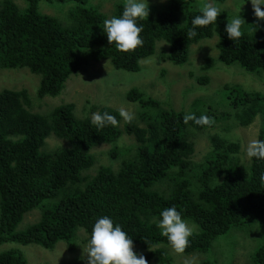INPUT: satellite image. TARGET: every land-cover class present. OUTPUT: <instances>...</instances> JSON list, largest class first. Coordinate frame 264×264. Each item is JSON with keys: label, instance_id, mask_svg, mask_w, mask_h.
Segmentation results:
<instances>
[{"label": "trees", "instance_id": "trees-1", "mask_svg": "<svg viewBox=\"0 0 264 264\" xmlns=\"http://www.w3.org/2000/svg\"><path fill=\"white\" fill-rule=\"evenodd\" d=\"M20 2L0 1V70H28L40 77V99L61 95L69 78L92 62L108 61L118 71L138 73L161 42L167 45L164 59L182 66L189 62L194 44L217 38L218 59L208 57L204 70L216 63L238 64L264 77V20L255 14L246 19L241 15L246 23L236 41L224 29L237 14L225 10L216 22L197 27V35L189 36L192 19L210 0H170L150 9L148 18L140 21L143 45L127 53L108 43L103 22L109 15L92 0ZM41 2L57 14L41 12ZM124 3L115 5L109 17L120 16ZM201 80L209 83L208 78ZM222 93L220 104L200 101L188 112L133 87L126 99L136 105L138 115L125 120L120 110L109 106H92L85 116L75 114L73 103L35 112L27 89H2L0 246L37 245L53 251L64 242L74 252L79 234L84 232L89 240L96 219L109 216L133 239V246L145 250L148 263L172 264L170 244L157 225L160 212L173 206L200 228L184 250L187 255L208 252L233 228L264 230V160L246 162L241 142L219 132L210 137L208 153L196 160L200 131L224 125L229 133V124L247 128L259 117L263 126L258 140H264V92L226 84ZM105 112L117 123L100 127L92 122L94 113ZM186 114L207 115L212 122L186 124ZM52 135L67 145L47 150ZM124 135L134 137L135 149L117 148ZM104 144L115 146L110 159L121 158L118 168L96 167L93 150ZM35 211H40L39 220L19 230ZM254 260L264 264V245L256 249ZM0 264H27V259L20 249H9L0 252Z\"/></svg>", "mask_w": 264, "mask_h": 264}, {"label": "rangeland", "instance_id": "rangeland-1", "mask_svg": "<svg viewBox=\"0 0 264 264\" xmlns=\"http://www.w3.org/2000/svg\"><path fill=\"white\" fill-rule=\"evenodd\" d=\"M169 1L148 0L149 9L162 8ZM15 2L22 4L20 0H15ZM122 2L125 0H92V3L98 5L102 12L109 16L113 13L115 5ZM209 3L220 7L221 11L225 10L237 15L245 13L244 19L255 14L251 1L227 0L222 4L210 0ZM48 5L50 4L41 2V12L57 14ZM109 16L108 19L111 18ZM217 42L218 39L214 38L194 44L191 48L189 62L182 66L174 65L164 59L163 52L167 45L162 42L158 44L154 56L141 62L142 70L138 73L118 71L108 61L92 62L82 72L72 75L62 94L56 98L40 99L38 97L40 77L30 71L0 70V91L4 88L27 89L32 96L35 112H48L60 105L73 103L76 106L75 114L79 116L89 114L92 106H109L118 110L123 108L132 118L138 115L137 107L134 103L127 101L126 94L133 87L142 89L156 99L169 102L178 111L183 109L188 112H191L200 101L204 105L205 102L208 105L220 104L224 100L222 90L226 84H238L245 90L264 92V77L257 73H248L238 64L226 66L216 63L213 69L204 70L208 57L218 59ZM204 78H208V84L201 82ZM262 126L263 121L258 117L247 128L235 123L229 124L227 128L229 133L224 131V125L222 128L197 132L196 160L199 161L208 153L211 146L210 137L219 132L228 135L233 140L240 141L245 161L249 162L250 159L246 156L247 146L252 140H258ZM53 136H50L47 141V150L52 151L67 145L65 141ZM118 147L125 151L133 150L136 147V140L134 137L124 135L118 142ZM113 149H115L114 145L104 144L93 150L97 156L96 167L112 165L118 168L121 158L111 161L110 152ZM40 215V211L28 214L19 230L36 223ZM188 223L193 227L194 232L200 230L197 224L190 221ZM249 229L252 232L247 229L233 228L228 234L216 239L212 248L205 253L196 252L187 255L184 251L176 252L169 246L168 250L173 258L172 264H256L254 255L256 249L264 245V230H258L255 227ZM79 236V248L74 252H71L64 242L58 243L53 251L45 250L37 245L21 246L7 243L0 246V252L20 249L27 259V264H88V236L84 232H81ZM133 250L145 254V250L139 246H133ZM148 264L157 263L151 261Z\"/></svg>", "mask_w": 264, "mask_h": 264}, {"label": "clouds", "instance_id": "clouds-1", "mask_svg": "<svg viewBox=\"0 0 264 264\" xmlns=\"http://www.w3.org/2000/svg\"><path fill=\"white\" fill-rule=\"evenodd\" d=\"M251 3L256 17L264 20V10H262L264 0H251ZM149 11L148 0H125L122 14L105 19L103 22V32L107 36L108 43L125 53L142 46L143 25L140 21L148 18ZM220 14V7L212 3H204L200 8V14L191 21L192 28L189 36L197 35V27L216 22ZM245 23L241 15L231 17L224 29L228 38L233 41L238 40L243 34L242 27ZM119 114L125 120L132 119L129 112L123 108ZM189 121L200 126L209 125L212 122L207 115L197 117L195 114H186L184 122L187 124ZM92 122L100 127H103L105 123H117L116 118L107 112L94 113ZM246 156L249 159L264 160V140H252L247 146ZM160 217L157 226L161 230V235L166 237L176 252H183L190 244V238L194 234L193 227L182 218L175 206L163 209ZM87 254L88 264H148L143 254L133 250V239L109 216L99 217L93 224Z\"/></svg>", "mask_w": 264, "mask_h": 264}]
</instances>
